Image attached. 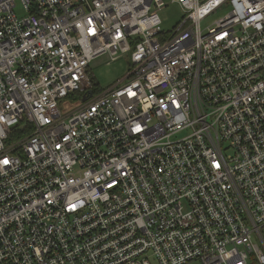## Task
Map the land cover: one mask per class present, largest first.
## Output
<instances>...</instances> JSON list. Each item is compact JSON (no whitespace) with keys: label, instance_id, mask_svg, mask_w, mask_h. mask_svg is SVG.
<instances>
[{"label":"built area","instance_id":"2783aa9c","mask_svg":"<svg viewBox=\"0 0 264 264\" xmlns=\"http://www.w3.org/2000/svg\"><path fill=\"white\" fill-rule=\"evenodd\" d=\"M196 263L264 264V0H0V264Z\"/></svg>","mask_w":264,"mask_h":264},{"label":"rangeland","instance_id":"374dc122","mask_svg":"<svg viewBox=\"0 0 264 264\" xmlns=\"http://www.w3.org/2000/svg\"><path fill=\"white\" fill-rule=\"evenodd\" d=\"M183 12L177 5L171 4L159 12L162 25L161 29L164 32H169L172 28L180 22ZM221 16V12L210 15L201 22V27L204 28L210 25ZM129 68L126 57H121L114 61H109L106 57H100L90 65V72L93 81L100 89H106L114 85L118 80L125 77ZM75 105H79L76 102ZM199 264V263H196Z\"/></svg>","mask_w":264,"mask_h":264},{"label":"trees","instance_id":"16d2710c","mask_svg":"<svg viewBox=\"0 0 264 264\" xmlns=\"http://www.w3.org/2000/svg\"><path fill=\"white\" fill-rule=\"evenodd\" d=\"M96 91H98V90H96Z\"/></svg>","mask_w":264,"mask_h":264}]
</instances>
